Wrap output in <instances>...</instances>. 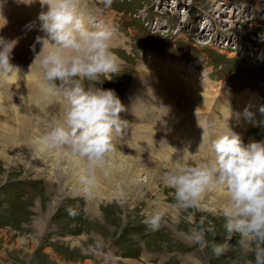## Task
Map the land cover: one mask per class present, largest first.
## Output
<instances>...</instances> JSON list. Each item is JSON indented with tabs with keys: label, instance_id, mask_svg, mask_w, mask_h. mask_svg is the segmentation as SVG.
Returning a JSON list of instances; mask_svg holds the SVG:
<instances>
[{
	"label": "rangeland",
	"instance_id": "rangeland-1",
	"mask_svg": "<svg viewBox=\"0 0 264 264\" xmlns=\"http://www.w3.org/2000/svg\"><path fill=\"white\" fill-rule=\"evenodd\" d=\"M18 1L37 10L29 19L24 8L36 27H14L7 3L0 10V36L23 43L26 32L42 33L38 16L46 10L39 0ZM80 1L88 19L117 29L112 46L122 66L97 86L119 98L131 93L122 104L128 110L120 113L130 128L122 132L133 127L138 137L128 150L118 147L113 154L120 168L98 167L95 184L86 188V160L66 147L60 149L77 163L46 160L24 143L26 120L43 137L63 117L67 101L44 91L39 63L12 53L20 71L0 78V264H256L254 246L239 248L236 234L229 239L225 190L208 191L198 209H176L174 190L163 177L178 157L193 165L211 159L212 141L227 125L245 145L249 127L254 142L264 141V0H113L110 7L104 0ZM28 43L39 53V43ZM161 80L173 83L168 94L186 88L177 103L180 121L168 118L174 103ZM150 93L151 103L140 105L136 96ZM252 106H258L259 124L245 116ZM181 133L180 145L167 146V137ZM140 143L148 150H137ZM161 208L166 215L153 230L145 220ZM197 226L204 229L202 245L191 240ZM97 241L102 247H95ZM217 244H227V251L216 255Z\"/></svg>",
	"mask_w": 264,
	"mask_h": 264
},
{
	"label": "clouds",
	"instance_id": "clouds-1",
	"mask_svg": "<svg viewBox=\"0 0 264 264\" xmlns=\"http://www.w3.org/2000/svg\"><path fill=\"white\" fill-rule=\"evenodd\" d=\"M6 2L0 0V10ZM40 2L42 6L48 5V11L38 16L39 31L45 35L36 37L42 50L35 61L39 58L44 91L62 94L67 101L63 117L52 124L40 144L49 151L69 148L86 160L87 171L82 183L88 188L95 184L96 169L117 151L116 138L126 128V121L120 116L124 106L117 93L97 86L103 82L101 77L118 72L122 66L112 46L117 29L104 22L90 26L80 0ZM112 3L113 0H104L106 7ZM25 27L31 31L36 25L32 22ZM16 44V40L0 36V78L20 71L10 62ZM32 48L35 51V45ZM260 112L264 114V105ZM245 116L251 120L254 113L246 109ZM211 146L214 153L211 159L193 165L182 162L181 156L164 174L165 185L174 190L173 207L198 209L208 191L225 190L228 202L223 216L229 239L236 234L239 248L247 250L254 246L256 264H264V141L245 145L241 136L227 125ZM74 214L69 209V215ZM165 215L166 209H158L145 223L156 230ZM191 240L202 245L204 229L193 227ZM95 247H102V242L97 241ZM227 247V244L214 245L213 252L221 255Z\"/></svg>",
	"mask_w": 264,
	"mask_h": 264
},
{
	"label": "bare ground",
	"instance_id": "bare-ground-1",
	"mask_svg": "<svg viewBox=\"0 0 264 264\" xmlns=\"http://www.w3.org/2000/svg\"><path fill=\"white\" fill-rule=\"evenodd\" d=\"M25 1V0H24ZM23 1V2H24ZM28 3V2H27ZM34 3V2H33ZM36 3H39L40 5H41V2H40V0L39 1H36ZM31 4V3H30ZM20 5H21V7H22V9L24 10V8H27V9H30V12L28 13V16H29V19H31V18H33V16L31 15V10L32 9H35L34 7L32 8L31 6H32V4L31 5H26V4H21L20 3ZM35 5V4H34ZM37 5V4H36ZM45 8V10H46V12L48 11V5H43ZM41 7V6H40ZM37 8V7H36ZM38 9V8H37ZM41 9V8H40ZM39 9V10H40ZM43 10V9H42ZM35 11H37L36 9H35ZM41 12V11H40ZM43 12V11H42ZM37 15V14H36ZM34 22V21H33ZM32 23V22H31ZM35 23V22H34ZM24 27V26H23ZM14 28V27H13ZM12 28V29H13ZM23 30H28L26 27H24V28H22V30L21 31H23ZM35 30V29H34ZM38 30V29H37ZM34 31H32V32H26L24 35H22V37L24 38V40H23V43H19V40H17L16 39V41H17V44H16V46L14 47V49H13V53L14 54H16L17 55V57H22L23 58V62L24 61H26V62H30L31 64H33L34 66H37L38 67V63H39V58H37V60L35 61V58H36V56H37V51L35 52V51H33V49H32V47H30L31 45H29V43H28V41H31L32 43L33 42H36V37L37 36H43V32L42 33H40V34H37V36H35L34 35V33H33ZM36 32V31H35ZM37 33H38V31H37ZM21 34V33H20ZM21 40V39H20ZM33 44H35V43H33ZM36 45H37V43H36ZM39 45V50L41 51L42 50V45L39 43L38 44ZM35 48H36V46H35ZM47 49H45V51H46ZM40 51H38V52H40ZM37 63V64H36ZM179 67V66H178ZM206 92V91H205ZM202 93V92H201ZM206 95V94H205ZM206 97V96H205ZM213 97V96H212ZM209 98H211V97H209ZM206 99H207V97H206ZM1 104H3L2 103V98L0 97V105ZM190 105V104H189ZM205 107V106H204ZM209 107V106H208ZM257 110V109H256ZM15 114H17L18 115V113L16 112V111H13ZM19 117V116H18ZM26 123H29V125H26V124H24L23 126H24V128H27L28 130H27V135L28 136H23L22 138H23V140H24V143L28 146L29 145V148H32V149H34V150H36V152L38 153V154H42V155H44L45 156V159L47 160V159H54V161H60V160H62V159H64V160H67V161H73V162H78V160L73 156V155H70V154H68V153H65V152H67V151H65V152H63L62 151V149H55V150H51V151H49V150H45L43 147H42V145L40 144V140H41V138H42V136L39 134V129H35V131H33V126L31 125L30 126V124H31V122L30 121H28V120H26ZM3 131V130H2ZM209 131V130H208ZM6 132V131H5ZM210 132V131H209ZM208 132V133H209ZM7 133H9V132H7ZM11 134H14V135H18V134H16V133H14L13 131L11 132ZM18 136H20V135H18ZM21 137V136H20ZM15 138H16V136H15ZM18 138V137H17ZM5 139V138H4ZM9 139H11L12 140V138H10L9 137ZM8 139V140H9ZM21 139V138H20ZM13 141V140H12ZM123 160V159H122ZM50 162H52V161H50ZM116 161H115V159L114 158H111L109 161H107L106 162V164H108V166L110 165L111 167H119L120 168V165L119 166H117L116 165V163H115ZM58 163V162H57ZM63 163V162H62ZM61 163V164H62ZM68 163V162H67ZM130 163V162H129ZM128 163V164H129ZM133 163V162H132ZM55 164V163H54ZM124 164V163H123ZM126 164V163H125ZM73 165V164H72ZM54 166V165H53ZM58 166V165H57ZM56 166V167H57ZM69 166V165H68ZM77 166V165H76ZM124 166V165H123ZM122 166V167H123ZM50 167H51V165H50ZM68 168V167H67ZM59 169V168H58ZM81 169V168H80ZM122 169V168H121ZM55 170V169H54ZM60 171V170H59ZM71 172V171H70ZM81 172V171H80ZM62 173V172H61ZM74 173V172H73ZM120 173V172H119ZM81 174V173H80ZM84 174V173H83ZM79 176V175H78ZM78 176H76V177H78ZM74 177V176H73ZM139 177V176H138ZM136 178V177H135ZM83 187V186H82ZM95 191V190H94Z\"/></svg>",
	"mask_w": 264,
	"mask_h": 264
},
{
	"label": "crops",
	"instance_id": "crops-1",
	"mask_svg": "<svg viewBox=\"0 0 264 264\" xmlns=\"http://www.w3.org/2000/svg\"><path fill=\"white\" fill-rule=\"evenodd\" d=\"M163 71H164V70H163ZM155 77H156V76H154L153 78H155ZM163 81H164V83H167V80H161V83H162ZM159 82H160V81H159ZM172 85H173V83H170L169 86L167 87V89H166V96L169 97V98L173 101V98H174V96H175V92L172 93V91H171V93L174 95V96L172 95V97H171V95H170L171 93L168 94V92H167V90H168L170 87H172ZM198 86H199V85H198ZM162 88H163V87H162ZM155 91H156V90H155ZM129 96H131V93L129 94ZM154 104H155V103H154ZM125 107H126V106H124V111H127L128 109H125ZM125 113H126V112H125ZM157 113H158V112H157ZM213 113H214V111H213ZM143 255H144V253H143Z\"/></svg>",
	"mask_w": 264,
	"mask_h": 264
}]
</instances>
